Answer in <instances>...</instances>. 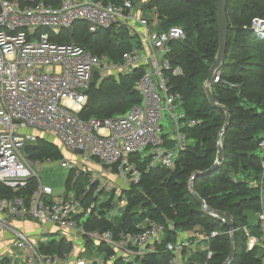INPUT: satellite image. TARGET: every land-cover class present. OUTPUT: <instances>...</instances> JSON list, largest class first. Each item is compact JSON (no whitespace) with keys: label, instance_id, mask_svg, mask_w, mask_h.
Listing matches in <instances>:
<instances>
[{"label":"built area","instance_id":"2783aa9c","mask_svg":"<svg viewBox=\"0 0 264 264\" xmlns=\"http://www.w3.org/2000/svg\"><path fill=\"white\" fill-rule=\"evenodd\" d=\"M135 1L105 4L100 0H61L60 4L52 5L43 0H0V184L18 190L32 177L37 181L28 203L20 196L0 198V232H11L9 244L11 249L18 250V253L1 254L0 264H114L119 261L142 264L145 256L159 251L166 229L163 223L145 219L136 222L134 230H121L117 234L86 228L88 220L100 218V200L87 201L86 194L93 189L97 197L102 191L115 192L117 186L113 182H101L100 176L88 174L82 194L70 195L65 191L55 196L49 185L42 184L35 170L55 160L31 159L24 152L27 144H36L38 136L49 134L66 151L98 159L114 170L124 183L119 196L123 189L140 180L141 172L131 160L136 153L147 157V169L156 166L174 169L180 152L188 144L182 128L195 123L179 107L181 94L170 88V76L183 72L180 66L171 65L168 54L171 43L182 40L185 32L176 25L157 29L156 6L138 7ZM76 21L85 22L90 32L113 26L125 28L131 40H135L120 61L112 62L74 41L50 38L71 28ZM249 29L264 41V18H252ZM138 67L143 69L135 83L141 95L140 103L123 115L109 118L79 116L87 103L86 90L95 71L99 73V82L111 74H131ZM219 75L220 71L211 85L220 81ZM165 115L171 122V128L166 130L162 125ZM29 129L34 132L23 131ZM163 133L168 136L164 138ZM167 140L171 145H167ZM259 148L263 153L261 175L248 181L249 186L258 190L256 222L243 226V231L246 250L262 253L259 264H264V138ZM68 164L60 160L62 167ZM74 168L79 169L76 165ZM80 171L76 170L75 176ZM98 179L101 184L96 189ZM15 219L39 222L38 236L34 239L13 228L11 221ZM252 226H256L258 233H251ZM169 228L175 230L172 224ZM216 235L215 230L196 237L192 231L177 232V239L167 242L160 251L169 252L168 264H188L184 250L189 255L197 249L205 250L206 257L210 258L209 241ZM59 239L70 243L69 251L62 254L42 251L51 240ZM87 249L98 250L100 255L86 257Z\"/></svg>","mask_w":264,"mask_h":264},{"label":"trees","instance_id":"16d2710c","mask_svg":"<svg viewBox=\"0 0 264 264\" xmlns=\"http://www.w3.org/2000/svg\"><path fill=\"white\" fill-rule=\"evenodd\" d=\"M43 1L58 5L61 0ZM100 1L120 4L123 0ZM151 5L157 8V29L165 30L176 25L185 32L182 40L171 43L168 54L171 65L183 69L181 75L170 76V88L181 94L179 107L195 123L182 128L188 144L180 152L174 169L160 166L147 169L146 156L142 153L132 155L131 160L136 163L141 176L137 184L121 192V196L125 195L124 211L116 217L109 215L116 197L115 192L110 191L108 198L100 202V218L88 220L86 228L111 230L117 234L121 230H134L135 223L145 219L165 224L159 251L145 256L142 264H168L169 252L160 250L167 242L177 239V232L192 231L196 237L215 230L218 235L209 241L210 258L206 257L205 250L200 249L190 255L184 250L183 255L188 264H222L230 252L229 229L222 220L202 209L189 187L195 171L206 170L214 163L218 135L225 122V113L209 104L203 90L218 48L216 0H148L143 8ZM226 15L229 30L225 60L220 69V81L211 85L216 100L230 113L228 126L220 137L224 156L217 170L195 178L194 187L210 207L232 216L235 252L230 264H259L262 253L246 250L243 226L252 224L249 214L255 216L258 210V190L249 186L248 181L259 179L263 160L259 142L264 138V41L258 39L249 26L252 18H264V0H228ZM68 30L66 35L64 31ZM50 38L74 41L97 56H108L112 62L120 61L132 47L125 28L113 26L90 32L83 21H76L71 28ZM142 71L138 67L131 74L109 75L100 82L92 81L86 90L87 103L79 116L103 119L125 114L134 104L141 102L135 83ZM223 81L233 86L223 84ZM162 136L166 138L168 133ZM36 145L31 159L62 158L59 146L46 135L38 136ZM74 172L75 168L70 170L66 190H73L79 196L84 192L88 176L80 175V171L74 178ZM36 186L33 177L18 190L0 184V198L20 196L28 203ZM93 190L86 194L87 201L98 199ZM170 224L175 230L169 228ZM255 227H251V233H258ZM70 247L64 239L51 240L42 251L62 254Z\"/></svg>","mask_w":264,"mask_h":264},{"label":"water","instance_id":"95a60500","mask_svg":"<svg viewBox=\"0 0 264 264\" xmlns=\"http://www.w3.org/2000/svg\"><path fill=\"white\" fill-rule=\"evenodd\" d=\"M227 1L228 0H216L218 48H217L216 55H215L211 65L208 69L206 79L203 83V90H204V93L206 95V98H207L209 104L213 108H217V109H219L225 113V122H224L222 129L219 132V135H218V142H217L218 148H217V154H216V158H215L214 163L206 170L195 171L192 174V176L190 178V183H189L191 194L196 199V201L201 205L202 209L206 213H208L209 215L217 217L220 220H222L224 222V224L229 229V232H230V252L222 264H230V262L232 261V259L234 257L235 246H234V234H233L234 226H233L232 216L229 212L217 210V209L210 207L205 202V200H203V198H201L197 194L195 187H194V180L197 176L206 175L212 171L217 170V168H218V166H219V164H220V162L224 156V150H223V147L221 145L220 137H221V134L226 130V128L228 126V123L230 121V113H229V110L226 106L220 104L216 100V98H215V96L211 90V81H212L213 77L217 74V72L220 71V69L222 68V66L224 64V60H225L224 56H225V52H226V48H227V36H228V30H229V22H228L227 15H226ZM98 79H99V73L97 71H95L94 75H93V81L96 82ZM36 146L37 145L35 143H32V144H27L24 147V152L27 155V157L32 156L33 151L36 148ZM78 152H81V151H78Z\"/></svg>","mask_w":264,"mask_h":264},{"label":"rangeland","instance_id":"374dc122","mask_svg":"<svg viewBox=\"0 0 264 264\" xmlns=\"http://www.w3.org/2000/svg\"><path fill=\"white\" fill-rule=\"evenodd\" d=\"M135 3H136V5L138 7H143L145 5V2H143L142 0H136ZM47 31H49V30H47ZM64 32L66 33V35L69 34V30L68 31H64ZM134 40L135 39H133V41ZM100 57L105 58V59H109V57L106 56V55H102ZM182 72H183V69H182ZM112 75H115V74H111L110 76H112ZM162 125H163V129L164 130L171 128V122H170L168 116H166V115L164 116V119L162 121ZM23 131H27V132H30V133L34 132L33 129L23 130ZM43 135H46L47 139H49L50 141L56 143L59 146V148H60V150L62 152L61 153L62 154L61 155L62 158H60L58 160H55L54 163H52V164L43 165L40 168H36L35 170L37 172V175H38L39 179L41 180L42 184L49 185L53 189V194L54 195L61 196L65 191H66L65 193L71 195L72 192H74V191H71L69 189L66 190V188H67V186H66V180H67V177H68V175L70 173V170L73 169L75 165L79 168V169H75L74 178H77L79 176V175L78 176H75L76 175V170H81V174L80 175H86V176H88V172H87L88 170H86L87 168H85V169L82 168L81 162H78V163L75 162V159L72 158V156H75V155L73 153H71V152L66 151L59 144V142L54 137H52L49 134H43ZM61 159H64L65 161H67L69 163L68 164L69 166L62 167L60 165V160ZM95 161L102 163L98 159H95ZM102 167L104 169H107V170L109 169L108 172L113 173L111 175V177L114 178L115 180H117V182H119L121 186H124V183H122L121 181H119V178L115 174L116 172H114V170H111L109 168V166H107V165H105L103 163H102ZM74 178H73V180H74ZM110 181H111V183L114 182L112 180H110ZM100 184L101 183L99 182V179H98L97 180V183H96V185H95L94 188H96V187L98 188V186H100ZM115 185L117 186V190L115 191V194H119L121 186H119L117 184H115ZM102 192H104V193H102ZM102 192L97 193V194H99V196H98L99 197V200H101L100 199L101 196H103V195L105 196V193L106 192L105 191H102ZM108 196L109 195H107L105 198H108ZM122 199L123 200L120 201L119 198H114V202H113L114 204H113L111 210L109 211V215L111 217L119 216L124 211V207H125V195L122 196ZM249 218H251L252 223L256 222V217L253 214L250 213L249 214ZM55 235L56 234H50V236H55ZM93 247L96 248L95 245ZM260 250L263 251V249H260ZM13 251H15L16 253H18V250L17 249H14ZM99 255L100 254H99L98 250L95 251V250H89V249H87V251L85 253V256L86 257H97Z\"/></svg>","mask_w":264,"mask_h":264},{"label":"crops","instance_id":"0c3cea01","mask_svg":"<svg viewBox=\"0 0 264 264\" xmlns=\"http://www.w3.org/2000/svg\"><path fill=\"white\" fill-rule=\"evenodd\" d=\"M132 43H133V41H132ZM167 143L169 145H171V142L170 141L168 142V140H167ZM74 155L75 156H72V158L75 159V162H77V163L81 162L82 168H84V169L87 168L86 170H88L87 172L89 174L100 176L101 182L103 180H112V181H114L113 184H117V185L121 186L120 183L117 182V180H115L114 178L111 177V175L113 173L108 172L107 169H104L102 167V163L96 162L95 159L84 158V157L80 156V154H78V153L74 154ZM71 191H73V190H71ZM107 195L108 194L106 192L105 196L104 195L101 196L100 199H102V200H100V202L106 200L107 198H105V197ZM115 198H119V200H120V199H122V196L121 195L119 196V194H117ZM98 199H99V197H98ZM11 224H12L13 228L19 229V230L25 232L27 235H29L30 237H32L34 239L36 238V236H38L39 231L41 230L40 223L37 221H34V220H17V219H15V220L11 221ZM51 229L54 230L53 227H51ZM11 236H12L11 232H9L7 230H3L2 232H0V255L1 254L7 255L9 253V251L14 252L13 251L14 249H11V246L9 244V239L11 238ZM197 246L198 245H196L195 247L197 248ZM194 264H199V263L194 262Z\"/></svg>","mask_w":264,"mask_h":264}]
</instances>
